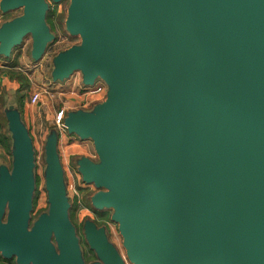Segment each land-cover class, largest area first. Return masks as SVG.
<instances>
[{
    "label": "water",
    "instance_id": "95a60500",
    "mask_svg": "<svg viewBox=\"0 0 264 264\" xmlns=\"http://www.w3.org/2000/svg\"><path fill=\"white\" fill-rule=\"evenodd\" d=\"M59 4L63 0H50ZM22 14L0 27V56L30 35L37 62L55 37L46 0H0ZM65 30L80 44L53 58V83L80 72L104 99L66 112L69 136L91 140L82 181L111 209L130 264H264V0H69ZM12 168L0 166V255L17 264H83L70 221L54 122L46 137L47 212L30 226L32 139L5 109ZM27 228H33L30 232ZM90 247L123 264L87 220ZM54 235L60 255L52 252Z\"/></svg>",
    "mask_w": 264,
    "mask_h": 264
},
{
    "label": "rangeland",
    "instance_id": "374dc122",
    "mask_svg": "<svg viewBox=\"0 0 264 264\" xmlns=\"http://www.w3.org/2000/svg\"><path fill=\"white\" fill-rule=\"evenodd\" d=\"M46 14L48 27L55 39L49 43L44 55L37 62L33 61L30 55L32 39L26 36L19 46L12 49L9 57L0 56V166H10L12 162L13 141L8 130L5 118V109L12 103L18 106L19 100L15 103L13 96L19 90V96L23 101H30L33 94H39L40 100L32 107L37 108L43 118V124L53 123L54 113L64 108L67 112L76 110H90L95 99H103L102 95L84 96V86L80 72L73 73L63 82L53 83L51 72L53 69V58L60 52L80 44L79 37L70 36L65 30V20L69 0H63L59 4H53L50 0ZM22 14V9L18 8L3 14L0 11V27L3 23L13 20ZM29 83V85H28ZM23 84V85H22ZM14 89L10 88H15ZM25 86V87H24ZM6 89H9L8 92ZM74 89V91H73ZM74 93L71 94L70 92ZM15 94V95H14ZM13 95V96H12ZM50 131V130H49ZM48 131V133H49ZM59 131V130H58ZM59 134L62 133L59 131ZM48 135V134H47ZM69 136V135H68ZM47 137V136H46ZM2 138H6L3 143ZM43 141L33 143L35 157V206L31 213L30 226L35 222L37 216L47 208V193L45 190L44 172L46 168ZM67 142V143H66ZM75 143V146L69 147ZM68 145V148L67 146ZM58 153H60V164L63 169L66 196L70 204L68 215L75 228H82L85 221L94 222L97 227L110 228L113 232L117 224L110 220L111 209L102 211L95 210L90 202V198L98 191L93 184H86L82 181L77 170V160L85 157L93 162L98 161L93 143L91 140H80L74 135L67 140H58ZM114 240L122 247V238H117L114 233Z\"/></svg>",
    "mask_w": 264,
    "mask_h": 264
},
{
    "label": "flooded vegetation",
    "instance_id": "af4514ba",
    "mask_svg": "<svg viewBox=\"0 0 264 264\" xmlns=\"http://www.w3.org/2000/svg\"><path fill=\"white\" fill-rule=\"evenodd\" d=\"M6 168L10 172L11 168H12V162H11L10 166H7ZM35 184H36V182H35ZM32 204H33V208H34V206H35V191H34ZM47 209H48V204H47V208L42 213L47 212ZM42 213H40V214H42ZM39 215L37 216V218L39 217ZM29 223H31V214H30ZM32 229L33 228H27V231L30 232ZM100 229L103 231L105 242L107 244L111 245L113 253L117 254L119 256V258L123 264H130L126 258L125 250L124 249L122 250L120 248V243H118L114 240V238H115L114 233L117 235V238L120 239V234L118 232V229L116 228L115 232H113L110 228H95L96 231H98ZM74 230H75V236L78 239V246H79V250H80V256L82 259V263L83 264H104V262L101 259H99V257L97 256L96 251L94 249H92L90 247L89 243L87 242L86 237H85L84 228H74ZM49 242H50V245L52 246V252L54 253V255L59 256L60 255V249L58 247V243L55 241V237L53 234L51 235ZM121 245H122V243H121ZM53 261H55V260H52L50 258V259H47L46 261H43L40 264H53ZM0 264H17V262H16L15 257L5 259V258L1 257V255H0ZM27 264H33V263L29 262Z\"/></svg>",
    "mask_w": 264,
    "mask_h": 264
},
{
    "label": "crops",
    "instance_id": "0c3cea01",
    "mask_svg": "<svg viewBox=\"0 0 264 264\" xmlns=\"http://www.w3.org/2000/svg\"><path fill=\"white\" fill-rule=\"evenodd\" d=\"M66 82L68 83V80H66ZM61 83V82H60ZM82 82H80L81 84ZM82 85V84H81ZM11 89H16V86L15 88H10ZM9 89H6V91L8 92ZM74 91V89H73ZM71 91L70 93L73 94L74 92ZM15 95V94H14ZM13 96V95H12ZM17 97L13 96L14 98V102L16 103L18 100L17 98L19 97L17 94H16ZM102 98L98 99V100H95L93 101V105L92 107L101 102ZM18 103V102H17ZM10 105H13L14 106V103L10 104ZM33 105H30L29 102H27V100H22V106H21V111H20V116H21V120L23 122V124L25 125V127L27 128L28 132H29V135L32 139V143H38V142H41L44 140V138H46L47 134H48V131L50 130L51 126H52V123H49L47 125H45V123L43 124V118H41L40 116V112L38 110V107L37 108H34L32 107ZM55 114V113H54ZM62 134L60 135L59 134V139L61 138L62 140H67L71 138V136H68V133L66 131H60ZM58 139V140H59ZM67 143V142H66ZM72 145L69 146V147H73L75 146V143H71ZM67 148H68V145H66ZM57 150H58V147H57ZM59 154V158H60V153Z\"/></svg>",
    "mask_w": 264,
    "mask_h": 264
},
{
    "label": "built area",
    "instance_id": "2783aa9c",
    "mask_svg": "<svg viewBox=\"0 0 264 264\" xmlns=\"http://www.w3.org/2000/svg\"><path fill=\"white\" fill-rule=\"evenodd\" d=\"M84 89H85L84 96H86V97L93 96V95H98V96L102 95L103 99H104L105 94H106V86L101 81H97L93 87H88V88H84ZM39 100H40V95L37 93L33 94L30 98L29 104L30 105H36L39 102ZM95 100H98V99H95ZM66 112L67 111L64 108H61L60 110H58L54 114L53 122L59 131L64 132L63 120L66 116Z\"/></svg>",
    "mask_w": 264,
    "mask_h": 264
},
{
    "label": "trees",
    "instance_id": "16d2710c",
    "mask_svg": "<svg viewBox=\"0 0 264 264\" xmlns=\"http://www.w3.org/2000/svg\"><path fill=\"white\" fill-rule=\"evenodd\" d=\"M46 23L48 24V22H47V18H46ZM22 85H23V84H22ZM28 85H29V83H28ZM24 87H25V86H24ZM18 93H19V90H18L17 93H16V94L19 96ZM18 100H19V102H18V106H17V107H18V110L21 111L20 109H21V106H22V100H23L22 96H19V97H18ZM5 141H6V138H2V142L4 143Z\"/></svg>",
    "mask_w": 264,
    "mask_h": 264
}]
</instances>
